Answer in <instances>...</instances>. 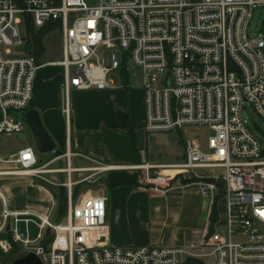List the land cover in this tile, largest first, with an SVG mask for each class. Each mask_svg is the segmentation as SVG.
I'll use <instances>...</instances> for the list:
<instances>
[{
	"label": "built area",
	"instance_id": "obj_1",
	"mask_svg": "<svg viewBox=\"0 0 264 264\" xmlns=\"http://www.w3.org/2000/svg\"><path fill=\"white\" fill-rule=\"evenodd\" d=\"M258 6L264 0H97L92 6L85 0H0V134L25 128L18 115L32 103L39 70L62 69L61 113L69 119L71 90L116 88L108 76L124 61L141 74L147 134L190 126L211 132L206 151L186 140L182 163L131 167L142 171L141 184L159 191L179 177L199 180L198 171L221 170L199 187L204 198H222L226 212L223 228L206 232L198 246L113 248L107 244V198L73 201L70 173L79 170L48 171L27 146L0 157V179L57 186L43 175L63 172L67 210L58 222L55 207L51 216L13 210L9 190L0 185V264L19 252L41 264H182L210 256L212 264H264V149L242 117L248 106L264 121V24L256 38L246 33ZM28 24L36 31L58 26L60 60L38 64L28 54L9 53L27 40L20 29ZM204 246L212 253L203 254Z\"/></svg>",
	"mask_w": 264,
	"mask_h": 264
},
{
	"label": "crops",
	"instance_id": "obj_2",
	"mask_svg": "<svg viewBox=\"0 0 264 264\" xmlns=\"http://www.w3.org/2000/svg\"><path fill=\"white\" fill-rule=\"evenodd\" d=\"M74 96L76 107L72 121L70 114L69 119H66L61 113L62 93L60 99L58 96L55 97L54 103L47 99L48 102L43 100L46 104L37 105L35 102L37 96L33 100L32 108L37 111L45 131L56 145L55 152L60 153L56 157L51 156L42 164L48 171L64 170L67 167L79 170V173H70L71 182L74 181L73 174L76 175L74 181L76 184L84 186L103 183L101 189H97L96 192L88 187L84 188L78 200L87 195L107 198L106 224L109 230L107 244L110 247L132 249L198 246L202 243L206 232L209 233L210 229L212 231L218 229L220 219L216 205L220 200L224 205L222 198L216 196L214 201L210 199L203 228L199 227L200 231H192L181 224L182 210L179 196L183 187L193 181H198L196 184L202 183L205 180L203 177H210L212 174L221 175V170H216L215 173L207 170L198 171L197 175L201 176V179L185 177L187 181L184 184L178 182L183 178L179 177L169 184L168 189L157 192L142 190L139 186L143 173L131 167L147 163L141 157V141L143 134H147L142 128L144 116L142 91L128 90L124 96L122 88L121 91L99 90L75 93ZM71 97L70 92L69 101ZM81 99L87 102L84 109L77 106ZM94 106L99 108L94 110ZM128 124L134 132V143L128 134ZM206 150L205 147L203 151ZM68 152L70 156L66 158L65 154ZM184 154L183 144L182 160L178 163L185 160ZM100 167L110 168L98 170ZM202 172H205L204 175H201ZM44 178L54 182L59 179L65 184L68 177L63 172H57V174L47 173ZM15 182L16 196L10 200L13 210H33L51 216L54 209L52 196L40 188L38 181L17 179ZM151 200L153 202H150ZM213 207L216 220L211 223L210 212Z\"/></svg>",
	"mask_w": 264,
	"mask_h": 264
},
{
	"label": "rangeland",
	"instance_id": "obj_3",
	"mask_svg": "<svg viewBox=\"0 0 264 264\" xmlns=\"http://www.w3.org/2000/svg\"><path fill=\"white\" fill-rule=\"evenodd\" d=\"M191 1V0H186ZM85 3L89 6L95 5L97 3V0H85ZM264 22V6H258L255 8L252 14V18L249 20V25L247 27L246 33L249 37L256 38L259 36L261 32V28L263 26ZM21 34L23 38L26 37V31L23 30V28L20 29ZM41 44L44 49V51L39 55L38 59L40 63L44 62H54L55 60L61 59V33L60 30L55 26L53 30L45 35L41 39ZM29 45L27 40L17 46L13 45L8 47L9 53H11L14 56H24L27 54ZM126 69L128 70V90L130 92H138L142 91L143 95V89L141 84V74L139 70H137L135 67H133L131 64L126 65ZM42 81L41 84L43 85V90L37 95V98L35 102L37 105H44L46 104L43 100L48 102L47 99H49L52 103H54L55 97L61 96L62 88L60 87V83L63 79V72L60 67H54V68H44L42 70ZM108 79L113 81L116 88H112L113 91H121L122 85H120L119 77L116 72H112L108 76ZM112 90H103V91H112ZM99 91V90H98ZM96 90H89V91H83V92H98ZM75 90H71V106H70V116L71 121L73 120L74 116V109H75V93H83ZM62 101V98H61ZM79 104L77 105L80 109H84L85 104H87L84 99L79 100ZM99 106V104H98ZM97 106V107H98ZM96 106H94V110L98 109ZM243 119L246 120V123L248 125V128L253 133L256 139L258 141L260 140L262 144V148L264 149V121H262L259 117L256 116L253 110H251L248 106H246L243 109L242 112ZM146 133V132H145ZM211 136V132L208 130V128L204 126L200 127H186L181 130H172L170 132H158L157 134H143V138L141 141V157H143V161H146L149 164H165V165H173L174 163L181 162L182 160V152H183V144L186 142V140H190L197 144V146L200 149H203L206 147L207 137ZM27 146L34 147L33 145V138L31 132L28 130V128H24L21 133H12L11 135H5L0 134V157L10 158L15 154L18 150L26 148ZM58 154H50V155H38L37 160H39L40 164L44 163L49 159L51 156L56 157L60 155ZM205 173L202 172L201 175ZM204 175V174H203ZM45 175H43L44 177ZM173 176V174H171ZM47 177V176H46ZM76 175L73 174V179L75 181ZM190 177V176H188ZM185 178V177H183ZM181 178L178 182L180 184H184L187 179L185 178L183 180ZM20 178H1L0 179V185L5 186L9 190L10 194V200L14 198L17 185L16 180ZM77 180V178H76ZM176 180V179H175ZM173 180V181H175ZM73 181V182H74ZM55 184H58L57 186H52L46 182H39V186L41 189L46 190L49 192L52 196V202L53 207L56 208L57 203L55 201V196H58V190L61 189V185L63 184L61 180L57 179V182L51 181ZM198 181H193L188 186L183 187L180 192V198L179 203L181 204V210H182V222L181 224L185 225L186 228H190L193 230H199L202 227L206 220V209L210 205V199L204 198L200 195V187L199 184H196ZM99 183L95 184H86L81 185L78 184L75 187L81 188L79 190V194L75 195V200H78V196L80 193L84 190V188L94 190L96 192L97 189H101L102 187ZM91 186V187H90ZM142 190L147 191H154L150 186L140 184L139 185ZM74 188V187H73ZM95 188V189H94ZM169 188V187H168ZM167 187H164L160 190H166ZM77 191V190H76ZM12 192V194H11ZM157 192V191H154ZM14 193V194H13ZM67 194V190H66ZM83 194V193H82ZM12 196V197H11ZM35 195L33 194L32 197ZM150 202H153L152 200ZM216 212L218 213L220 223L218 224V229H222L223 225V217H225V207L223 205V201L220 200L216 205ZM33 232V231H32ZM202 253L204 254H210L213 251V248L204 246L202 248ZM16 256V257H12ZM11 257L5 261L3 264H12L16 259H19L21 257H24V253L19 252L17 254H13ZM214 261L213 256L207 257L203 259L204 264H212Z\"/></svg>",
	"mask_w": 264,
	"mask_h": 264
},
{
	"label": "trees",
	"instance_id": "obj_4",
	"mask_svg": "<svg viewBox=\"0 0 264 264\" xmlns=\"http://www.w3.org/2000/svg\"><path fill=\"white\" fill-rule=\"evenodd\" d=\"M55 26L58 27L56 24L55 25L52 24V25L40 28V29H38V31L34 30L30 24H28L25 28V30L28 34L27 42L29 45L27 54L32 56L34 59H36L38 64L40 63L38 57L44 51L42 44H41V39L45 35L50 33ZM118 74L120 77V85H122L123 94L125 96L127 94V91H128V85H127L128 70H126V65H125L124 61L118 69ZM42 75H43L42 71L39 70L35 84H34L35 89H34L33 100L44 89L43 85L41 84ZM33 100L31 101L32 103L30 104L29 109L32 108ZM127 128H128L129 137L131 138L132 142L134 143V132H133L132 128H130L129 124L127 125ZM57 152L58 151H56L54 155L58 154ZM190 180H193V179H190ZM76 185H78V184H76ZM75 186L72 189V200L73 201L75 200V195L79 194L78 192L81 189V188L75 187ZM219 187H220V185H219ZM55 201L57 203V206L55 208V213L53 215V219L55 222H58L64 218V216L66 214V210H67L66 188L61 187V189L58 190V196H55ZM210 213H211L210 222L213 223L216 220V212H215L214 207L211 209ZM211 232H212V229L209 230V233H211Z\"/></svg>",
	"mask_w": 264,
	"mask_h": 264
},
{
	"label": "water",
	"instance_id": "obj_5",
	"mask_svg": "<svg viewBox=\"0 0 264 264\" xmlns=\"http://www.w3.org/2000/svg\"><path fill=\"white\" fill-rule=\"evenodd\" d=\"M18 117L31 132L33 145L35 146L37 154L40 156L53 154L56 150V145L48 132L45 131L37 111L30 108L26 110V112L20 113ZM53 213L54 209L52 211V214ZM12 264H41V262H39L38 258L31 253L16 259ZM182 264H204V262L198 258L189 257L186 258Z\"/></svg>",
	"mask_w": 264,
	"mask_h": 264
}]
</instances>
